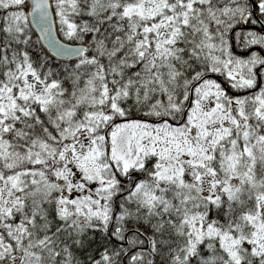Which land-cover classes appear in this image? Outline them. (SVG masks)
I'll list each match as a JSON object with an SVG mask.
<instances>
[{"label": "snow or ice", "instance_id": "6c2138e0", "mask_svg": "<svg viewBox=\"0 0 264 264\" xmlns=\"http://www.w3.org/2000/svg\"><path fill=\"white\" fill-rule=\"evenodd\" d=\"M0 264H264V0H0Z\"/></svg>", "mask_w": 264, "mask_h": 264}]
</instances>
